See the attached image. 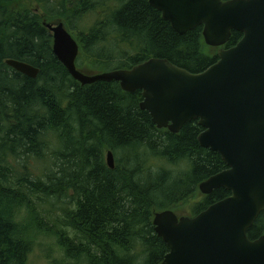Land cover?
Segmentation results:
<instances>
[{
	"label": "trees",
	"instance_id": "obj_1",
	"mask_svg": "<svg viewBox=\"0 0 264 264\" xmlns=\"http://www.w3.org/2000/svg\"><path fill=\"white\" fill-rule=\"evenodd\" d=\"M0 1V264H28L38 235L54 237L63 255L47 264L160 263L168 248L154 232L153 212L189 206L195 213L228 195L220 188L193 202L199 184L226 166L200 147L197 122L172 134L139 108L141 91L74 81L42 21L64 23L85 72L131 69L154 57L199 73L217 61V49L205 45L201 26L175 33L147 0ZM241 38L233 31L224 47ZM7 59L39 69L37 78L16 73ZM28 158L44 165L41 176L24 165L16 172L15 162ZM35 196L68 200L59 226L41 218ZM249 233L264 235V211Z\"/></svg>",
	"mask_w": 264,
	"mask_h": 264
},
{
	"label": "water",
	"instance_id": "obj_2",
	"mask_svg": "<svg viewBox=\"0 0 264 264\" xmlns=\"http://www.w3.org/2000/svg\"><path fill=\"white\" fill-rule=\"evenodd\" d=\"M178 35L202 27L217 61L191 73L150 58L131 69L85 72L76 67L79 46L61 20L42 21L52 53L81 86L117 82L125 93L141 91L139 108L157 129L177 134L197 122L200 147L219 155L226 168L198 186L203 195L224 189L230 197L194 217L153 212L155 234L168 248L158 264H264V235L246 232L264 211V0H147ZM1 7V2H0ZM242 34L225 48L231 33ZM16 73L36 79L39 69L12 59ZM106 164L114 167L111 151Z\"/></svg>",
	"mask_w": 264,
	"mask_h": 264
},
{
	"label": "rangeland",
	"instance_id": "obj_3",
	"mask_svg": "<svg viewBox=\"0 0 264 264\" xmlns=\"http://www.w3.org/2000/svg\"><path fill=\"white\" fill-rule=\"evenodd\" d=\"M38 13L44 14V11L41 10L38 11ZM15 163H17V173L24 172V169H22V166L24 165L25 170H27L33 176V178L41 176L44 169V165L41 162L35 161L31 158L25 159L23 161L21 159H18ZM31 199L35 208L40 211L41 218L44 221L48 222L52 227H54V225L55 227L56 225L59 226L60 221L65 218L64 213L61 209L64 210L65 207L69 208L67 199H63L62 202H56L54 199H51L48 203L46 201H43V198H38V196L32 197ZM177 213L183 216L194 215L193 213H191L189 206L180 208ZM67 233L69 236L72 235V231L70 229H67ZM55 245L57 246V241L54 237H45L42 235L34 237V246L31 254L29 255L28 264H47V258L50 255L51 256L49 258L51 260L56 259L58 261H61V259L63 258L61 249L56 248ZM66 260L69 264H74L70 260Z\"/></svg>",
	"mask_w": 264,
	"mask_h": 264
},
{
	"label": "flooded vegetation",
	"instance_id": "obj_4",
	"mask_svg": "<svg viewBox=\"0 0 264 264\" xmlns=\"http://www.w3.org/2000/svg\"><path fill=\"white\" fill-rule=\"evenodd\" d=\"M230 193L228 192V195H226V196H224L223 198H221V199H218V200H216V201H214L213 203H215V202H217V201H220V200H223V199H226V198H228V197H230ZM208 195H203V194H201V193H199V194H196V197L193 199L194 201V203H198V202H200L201 200H204V198L205 197H207ZM213 203H211V204H213ZM210 206V205H209ZM206 209V208H205ZM205 209H203V210H201V211H199V212H197V211H195V213H193V212H191V213H193L194 215H192L191 217H194V216H196V215H198L199 213H201L202 211H204ZM250 229V228H249ZM249 229L247 230V232H246V236L250 239V240H254V237H249V236H252V234L251 233H249Z\"/></svg>",
	"mask_w": 264,
	"mask_h": 264
}]
</instances>
